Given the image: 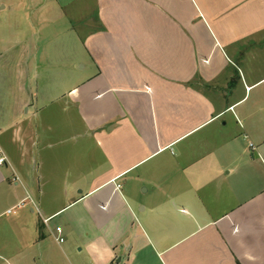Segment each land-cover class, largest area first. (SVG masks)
I'll list each match as a JSON object with an SVG mask.
<instances>
[{"label":"crops","instance_id":"0c3cea01","mask_svg":"<svg viewBox=\"0 0 264 264\" xmlns=\"http://www.w3.org/2000/svg\"><path fill=\"white\" fill-rule=\"evenodd\" d=\"M18 6L21 28L69 34L81 53L54 75L38 58L34 79L29 56L45 48L0 50L25 67L0 121V264H83L85 252L92 264H264V0ZM70 7L86 10L85 30L68 27ZM46 101L65 122L49 124ZM239 128L255 153L241 150ZM27 195L43 217L32 203L7 213ZM51 216H63L64 243L43 222Z\"/></svg>","mask_w":264,"mask_h":264},{"label":"rangeland","instance_id":"374dc122","mask_svg":"<svg viewBox=\"0 0 264 264\" xmlns=\"http://www.w3.org/2000/svg\"><path fill=\"white\" fill-rule=\"evenodd\" d=\"M13 3H14V0H0V50L4 51L5 49L9 47H13V46L16 47L19 44H21L20 46H26L30 49H35V50H37L36 48H40V49L45 48V50H42V53L46 51V54H34V55L29 56L30 62L27 65V69L31 77L33 76L34 79L37 78L34 72L37 70L35 63H37L38 58L40 59L39 69L42 70V74L44 73V70H47V71L51 70V74L54 75L56 73V70H59L60 68L65 69L64 65L69 62L70 58L73 56L74 53L76 52H78V54L81 53V51L77 49V48H80V44L78 40L73 39V38L71 39V36L69 34L63 33L60 35V37L57 35L56 36L57 38H48L47 36L40 37V34L38 32L39 25L37 23L28 25V29L21 28L22 22H21L20 17H22L23 10L21 6H18V8L14 7L16 11L18 12V15H16L15 11L12 8ZM70 9L67 8V10H70V14L68 18L71 17L68 27L73 26L78 31L85 30L86 27H82L83 20L81 19L83 18V16L85 17L86 10L82 14L81 12L82 8L80 7L78 8L70 7ZM73 9L75 10V12L78 11L79 15L77 13L73 14L72 13ZM17 16H19V18ZM18 19L19 21L17 22L16 20ZM14 25L18 26L17 28L20 29L19 33H15L16 31H13V29L16 30V28L13 27ZM33 25L35 26L33 27ZM22 26H24V24H22ZM63 26L65 27L67 26V24H63ZM44 30L45 31L43 34L46 35V32H48V30L47 29H44ZM56 50L62 53L61 54L62 58H59L58 54L54 52ZM22 57L23 56L18 55L17 52L15 54L8 53V54H2L0 56V121L1 122L5 121V119L2 117V114L8 115L10 117L12 116L11 114H13V112L15 111V108H12L13 107L12 103H14L15 101L14 99L17 98V96L19 97L21 96L19 93L21 88L18 86L22 78V71L25 68L23 65L24 63L21 60ZM82 57L84 58L83 63H85L86 62L85 56L83 55ZM230 69H232V71ZM83 71H84V68H81V70H79V74ZM224 73H225L224 76L223 74L221 75L222 80H225L229 74L234 76L235 68L233 66H229V68L226 69ZM66 80H68L67 77L66 78L64 77V79L60 78L58 80L59 87L64 86L66 83ZM44 82L45 80L43 78L39 81V83H44ZM36 85H37V82L35 80L33 83L34 93L37 92ZM236 89H237V96L243 97L246 94V87L244 86V84L241 83V80L239 79H238ZM50 92H51V89H50ZM256 92L257 90H254L250 98L248 95V97L246 98V101H247L246 104L250 103L254 99ZM7 94H10L9 97L11 99V103L5 102ZM36 97H37V93L35 94V96L32 97L33 99H31V102H33V100L36 101ZM46 104H47V107L45 111L46 112L45 117L47 121L49 122V124L54 125L56 123V126H58L60 122H65V119L59 120L62 113H61V107L58 101H46ZM32 107L31 109L29 107L27 108L28 110L30 109V111H33L34 106ZM27 108H25V112ZM6 110L8 112H5ZM9 112H10V115H9ZM50 113H52V115H47ZM24 122H26L27 125L32 126L35 124L36 126L37 119L33 117H29L27 120H24ZM242 133L244 134V131H242V129L239 128V130H237V135L239 136L238 145L242 147L241 150H244L243 148H245L246 150L245 152L247 153L246 155H248V153L249 154L255 153V151L253 150L255 147L253 149L250 148L251 146L250 143L255 142L253 136L250 135L251 138L249 139V137H247V134H245L246 135L245 136ZM240 152H239L238 158H240ZM27 206H30L29 201L26 203L25 207ZM35 214L39 215L37 212ZM63 216L57 217L49 223V227L53 231L55 230L58 224H62L64 228L66 227V224L62 221ZM116 230L117 229L115 227V230L113 231L111 230L109 232V235L115 238L117 235ZM113 237L110 238V240H114ZM86 254H87L86 252L80 253L78 254V256H81L83 258L84 260L83 264H92L91 260L88 257H86ZM61 264H65V263L63 262Z\"/></svg>","mask_w":264,"mask_h":264},{"label":"built area","instance_id":"2783aa9c","mask_svg":"<svg viewBox=\"0 0 264 264\" xmlns=\"http://www.w3.org/2000/svg\"><path fill=\"white\" fill-rule=\"evenodd\" d=\"M251 146L252 147H255V145L253 143H251ZM6 160V157L5 156H1L0 157V164H3ZM121 187V184H118L117 185V188ZM30 202L34 205L37 213L43 217L42 215V211L40 210V208L37 206L34 198L31 196V195H27L25 198H23L18 204H16L15 206H13L12 208L8 209L7 210V213H14L16 212L18 209L24 207L26 205L27 202ZM53 217L54 216H51V217H48V218H43V222L49 226V223L53 220ZM54 233L56 234V240L59 242V243H64L66 238L64 236V229L62 226H56L55 230H54Z\"/></svg>","mask_w":264,"mask_h":264}]
</instances>
